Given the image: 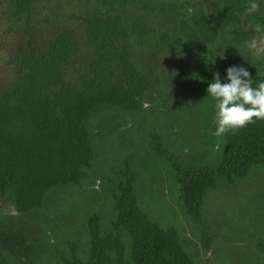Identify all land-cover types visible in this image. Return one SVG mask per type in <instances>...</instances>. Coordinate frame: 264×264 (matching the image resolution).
Returning a JSON list of instances; mask_svg holds the SVG:
<instances>
[{
	"label": "rangeland",
	"instance_id": "obj_1",
	"mask_svg": "<svg viewBox=\"0 0 264 264\" xmlns=\"http://www.w3.org/2000/svg\"><path fill=\"white\" fill-rule=\"evenodd\" d=\"M175 1L176 13H161L138 6L109 7L99 0H37L31 11L19 14L16 0H0V89L18 80L26 55L49 53L54 39L67 33L75 38L78 52L67 63L66 82L81 87L96 58L86 27V19L95 13L125 19L132 61L149 82L138 110L103 104L85 115L96 156L85 168L84 179L52 188L43 205L27 213L16 210L10 189L0 199V228L13 236L12 252L6 254L9 264H67L73 244L86 259L88 217L100 213L104 233L113 230L110 222L117 210L112 190L121 182L120 171L128 162L136 173L135 190L143 210L162 227L177 229L193 264H264V170L254 166L231 183L218 180L204 197L206 216L198 224L183 209L168 162L149 145L150 135L158 132L166 148L188 164L215 161L225 140L224 135H213L215 101L206 93L213 74L204 55L184 52L174 39L182 19L204 11L219 31L215 51L245 66L254 77L262 67L263 54L254 55L245 42L264 39L254 20L255 13L264 14V0L251 2L239 25L225 21L222 0ZM140 14L148 15L155 29L145 42L131 31L132 17ZM163 34L171 36L165 44L159 42ZM114 78L117 83L125 79L117 65Z\"/></svg>",
	"mask_w": 264,
	"mask_h": 264
},
{
	"label": "trees",
	"instance_id": "obj_2",
	"mask_svg": "<svg viewBox=\"0 0 264 264\" xmlns=\"http://www.w3.org/2000/svg\"><path fill=\"white\" fill-rule=\"evenodd\" d=\"M37 0H16L17 12L32 10ZM103 5L138 6L145 11H178L175 0H99ZM253 0H222L223 16L228 23L242 21L249 2ZM255 20L264 34V15ZM87 39L95 50L91 75L81 87L66 82V66L77 54L78 44L72 34L57 36L49 53L24 57L25 70L18 80L0 89V198L7 190L14 195L19 212H29L43 203L45 195L61 184L77 182L85 176L94 152L84 117L102 104L126 110L139 108L148 89V81L132 61L133 50L128 40L130 29L117 15L95 13L86 19ZM131 31L142 42L155 33L148 15H134ZM218 30L206 12L198 11L179 23L175 44L186 52H199L207 57L212 73L223 77L225 69L236 65L222 60L210 45L218 38ZM170 40L161 35L160 43ZM124 74L122 83L114 78V67ZM264 80L263 65L252 78L255 87ZM225 146L215 165L189 166L173 153L167 152L161 136L152 134L151 148L164 157L176 173L180 199L184 209L195 221L201 222V206L206 191L216 185L217 178L231 183L242 178L254 166L264 170V120H256L244 128L224 134ZM124 181L114 190L118 210L114 226L123 228L131 237V260H126L120 236H101L99 217L88 221L91 235L89 258L73 257L67 264H108L109 251L115 252L118 264H193L175 228L164 229L151 220L140 207L134 191V176L129 164L123 171ZM0 264H8L0 252Z\"/></svg>",
	"mask_w": 264,
	"mask_h": 264
},
{
	"label": "clouds",
	"instance_id": "obj_3",
	"mask_svg": "<svg viewBox=\"0 0 264 264\" xmlns=\"http://www.w3.org/2000/svg\"><path fill=\"white\" fill-rule=\"evenodd\" d=\"M252 7L256 6L253 4ZM245 43L254 55L264 54V39H252ZM217 56L223 58V55ZM206 93L215 101L216 127L213 135L216 137L244 128L256 120H264V80L253 87L252 76L243 65L227 67L223 77L214 72Z\"/></svg>",
	"mask_w": 264,
	"mask_h": 264
},
{
	"label": "flooded vegetation",
	"instance_id": "obj_4",
	"mask_svg": "<svg viewBox=\"0 0 264 264\" xmlns=\"http://www.w3.org/2000/svg\"><path fill=\"white\" fill-rule=\"evenodd\" d=\"M254 1H258V0H253V1H250L249 2V5H250V3L251 2H254ZM249 5H248V7H249ZM248 7H247V9H248ZM247 9H246V11H247ZM245 11V12H246ZM222 12H223V10H222ZM245 14V13H244ZM244 14H243V16H244ZM256 14V13H255ZM254 14V15H255ZM259 14H262V15H264L263 13H260L259 12ZM208 15V14H207ZM209 16V15H208ZM243 16H242V20H243ZM224 17V16H223ZM210 18V17H209ZM190 19V18H189ZM211 19V18H210ZM225 19V18H224ZM254 20H255V16H254ZM212 21V20H211ZM226 21V20H225ZM227 22V21H226ZM242 22V21H241ZM255 22L257 23V21L255 20ZM228 23V22H227ZM214 24V23H213ZM228 24H231V23H228ZM241 24V23H240ZM259 26H260V24L259 23H257ZM231 25H234V24H231ZM237 25H239V24H237ZM216 27V26H215ZM261 27V26H260ZM217 29V28H216ZM262 29V28H261ZM218 30V29H217ZM263 32V31H262ZM218 33H219V31H218ZM179 35V34H178ZM170 36V35H169ZM218 38H219V35H218ZM217 38V39H218ZM170 39H171V36H170ZM176 39V38H175ZM174 39V40H175ZM217 39L210 45V48L213 50V52H215L217 55H219L216 51H215V49H214V43L217 41ZM170 41V40H169ZM168 41V42H169ZM167 43V42H166ZM175 43V42H174ZM163 44H165V43H163ZM176 45V44H175ZM177 46V45H176ZM179 47V46H178ZM184 51V50H183ZM184 52H186V51H184ZM190 53H197V54H201V55H204L205 56V61H206V64H207V57H206V55L205 54H202V53H199V52H190ZM220 57V56H219ZM262 58H263V55H262ZM220 59H222V60H233L234 62H235V64L236 65H238L237 64V62L234 60V59H232V58H228V59H224V58H221L220 57ZM135 65V64H134ZM263 65V64H262ZM207 67H208V64H207ZM137 68V67H136ZM209 68V67H208ZM262 68V67H261ZM138 69V68H137ZM139 70V69H138ZM210 70V69H209ZM261 70V69H260ZM259 70V71H260ZM259 71H258V73H259ZM140 72V71H139ZM210 72H211V70H210ZM212 73V72H211ZM257 73V74H258ZM213 74V73H212ZM256 74V75H257ZM255 75V76H256ZM143 76V75H142ZM254 76V77H255ZM144 77V76H143ZM254 77H252V78H254ZM145 78V77H144ZM146 79V78H145ZM147 80V79H146ZM148 81V80H147ZM148 84H149V82H148ZM148 88H149V85H148ZM148 90V89H147ZM147 92V91H146ZM145 95H146V93H145ZM145 95H144V100H145ZM144 100H143V102H144ZM142 102V103H143ZM142 103H141V105H142ZM103 105V104H102ZM105 105H109V104H105ZM141 105L139 106V108L141 107ZM101 106V105H100ZM99 106V107H100ZM112 106H114V105H112ZM116 107H118V106H116ZM121 108V107H120ZM139 108H137V109H133V110H138ZM123 109V108H122ZM124 110H126V109H124ZM96 111V110H95ZM127 111H132V110H127ZM91 112H93V111H91ZM89 113V112H88ZM85 118V117H84ZM84 123H85V121H84ZM86 126V125H85ZM87 129V128H86ZM87 132H88V130H87ZM152 134H158V135H160L158 132H153ZM152 134L150 135V141H149V145H150V147H151V136H152ZM161 136V135H160ZM89 139H90V136H89ZM161 139H162V137H161ZM224 140H225V138H224ZM162 143H163V147H164V149L167 151V152H170L171 153V151L170 150H168L167 148H166V146H165V142L163 141V139H162ZM90 144H91V146H92V149H93V152H94V158H93V160L91 161V164L89 165V166H86L85 168H87V167H90L91 165H92V163L94 162V159H95V152H96V149H95V147L93 146V143L91 142V139H90ZM225 146V145H224ZM152 149V148H151ZM153 150V149H152ZM222 152V151H221ZM220 152V153H221ZM155 153V152H154ZM219 153V154H220ZM156 154V153H155ZM219 154L215 157V161L213 162V163H208V162H206V163H200V164H210V165H215L216 163H217V161H218V156H219ZM157 155V154H156ZM175 155V154H174ZM159 156V155H158ZM175 156H177L183 163H185L186 165H189V166H192V165H190V164H188L187 162H186V160L183 158V157H179L178 155H175ZM160 157H162V156H160ZM162 158H164V157H162ZM165 159V158H164ZM166 160V159H165ZM167 161V160H166ZM168 162V161H167ZM127 164H129L130 165V167H131V169H132V172H133V176H134V181H133V186H134V191H135V194H136V190H135V181H136V173H135V170H134V167L128 162V163H126L125 164V167L120 171V174H121V176H122V180H121V182L122 181H124V175H123V171L125 170V168H126V165ZM168 164H169V162H168ZM169 166H170V168H171V170L173 171V174H174V178L176 179V181H177V184H178V180H177V177H176V173H175V171L172 169V167H171V165L169 164ZM85 168L83 169L84 170V172H85V176L83 177V178H81L80 180H82V179H84L86 176H87V172L85 171ZM80 180H78L77 182H79ZM218 180L220 181V180H222V181H224V182H227L225 179H222V178H217V181H216V185H217V183H218ZM121 182H119V184L121 183ZM71 183H76V182H71ZM229 183V182H228ZM119 184H116V185H114V187H113V190H112V196H113V199H114V190H115V188H117L118 186H119ZM215 185V186H216ZM215 186L213 187V188H215ZM213 188H210V189H213ZM178 189H179V184H178ZM210 189H208L207 191H206V193L204 194V196H203V200H202V206H201V213H202V216H203V220L201 221V222H197V221H195L196 223H198V224H201V223H203V221H204V215H205V211H204V197H205V195L207 194V192L210 190ZM136 196H137V194H136ZM45 197H46V195H45ZM45 197H44V200H45ZM3 198V197H2ZM1 199V198H0ZM44 200H43V203H44ZM137 200H138V196H137ZM179 200H180V202H181V204H182V206H183V209H184V204H183V202L181 201V199H180V191H179ZM43 203H42V205H43ZM114 203H115V199H114ZM138 203H139V200H138ZM41 205V206H42ZM139 205H140V203H139ZM40 206V207H41ZM115 207H116V204H115ZM140 207L142 208V206L140 205ZM37 208H39V207H37ZM36 209V208H35ZM34 210V209H33ZM116 210H117V207H116ZM142 210H143V208H142ZM32 211V210H31ZM144 211V210H143ZM184 211H185V209H184ZM145 212V211H144ZM117 213H118V210H117ZM117 213H116V217H115V219L113 220V221H111L110 222V225L112 226V228H113V230L112 231H110V232H108V233H104V220L102 219V216L100 215V213H98V212H95V213H93L91 216H93V215H97L98 217H99V230H100V235L101 236H107V235H109V234H113V235H119L120 236V238H121V240H122V242H123V244H124V255H125V259L126 260H131V245H132V240H131V237H130V235L123 229V228H117V227H115L114 226V222L116 221V219H117ZM146 213V212H145ZM185 213L187 214V212L185 211ZM188 216H190L189 214H187ZM91 216H89L88 217V221H89V219H90V217ZM148 216V215H147ZM206 216V215H205ZM149 217V216H148ZM191 217V216H190ZM192 218V217H191ZM151 219V218H150ZM193 219V218H192ZM152 220V219H151ZM88 221H87V227H88ZM154 221V220H153ZM157 223V222H156ZM160 225V224H159ZM161 226V225H160ZM162 227V226H161ZM164 228V227H163ZM3 228H0V252L5 256V258H6V260H7V262H8V264H9V261H8V258H7V256H6V254L7 255H9L12 251H10L11 249H13V236L11 235V233L8 231V230H6V229H3ZM164 229H169V228H164ZM177 230V229H176ZM88 231H89V227H88ZM122 231H124L125 232V237H127V239H125L124 238V236L122 235ZM89 234H90V231H89ZM18 236V235H17ZM17 236L16 237H14V239H16L17 238ZM90 242H91V235H90ZM130 243V252H128V244ZM9 245V246H8ZM10 245H12V246H10ZM76 249V255H77V257L78 258H80L81 260H84V261H86V260H88V258H89V250H88V255H87V258L86 259H83V258H81L80 256H79V252H78V248H77V246L76 245H71V249H72V257H73V247ZM89 249H90V246H89ZM112 253L114 254V258H113V255H112ZM108 255H109V258H110V261L108 262V264H111L113 261L116 263V264H118V262H117V258H116V255H115V252L113 251V250H111V251H109V253H108ZM10 256V255H9ZM72 257L70 258V259H66V263H68V261L69 260H71L72 259Z\"/></svg>",
	"mask_w": 264,
	"mask_h": 264
},
{
	"label": "water",
	"instance_id": "obj_5",
	"mask_svg": "<svg viewBox=\"0 0 264 264\" xmlns=\"http://www.w3.org/2000/svg\"><path fill=\"white\" fill-rule=\"evenodd\" d=\"M15 208H16V204H15ZM17 210V208H16ZM18 211V210H17ZM19 212V211H18ZM30 212V211H29ZM20 213V212H19ZM22 213H27V212H22ZM180 236V235H179ZM181 240V239H180ZM182 243V242H181ZM183 245V244H182ZM184 247V246H183ZM185 249V248H184Z\"/></svg>",
	"mask_w": 264,
	"mask_h": 264
},
{
	"label": "crops",
	"instance_id": "obj_6",
	"mask_svg": "<svg viewBox=\"0 0 264 264\" xmlns=\"http://www.w3.org/2000/svg\"><path fill=\"white\" fill-rule=\"evenodd\" d=\"M5 225H6V226H12L11 224H9V225H8V224H5Z\"/></svg>",
	"mask_w": 264,
	"mask_h": 264
}]
</instances>
